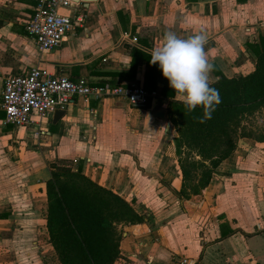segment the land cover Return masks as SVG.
<instances>
[{
  "label": "crops",
  "instance_id": "crops-1",
  "mask_svg": "<svg viewBox=\"0 0 264 264\" xmlns=\"http://www.w3.org/2000/svg\"><path fill=\"white\" fill-rule=\"evenodd\" d=\"M71 1L60 11L73 30L40 52L25 29L36 0H0V90L6 76L40 66L92 86H141L148 102L74 96L56 124L52 114L20 129L0 110V264H61L45 219V182L57 160L80 165L144 216L118 226L113 264H264V141L238 137L208 185L185 199L167 110L181 100L150 62L166 31L184 38L203 31L211 82L250 72L256 54L249 44L260 48L264 35V0ZM243 126L264 134V109Z\"/></svg>",
  "mask_w": 264,
  "mask_h": 264
},
{
  "label": "trees",
  "instance_id": "trees-1",
  "mask_svg": "<svg viewBox=\"0 0 264 264\" xmlns=\"http://www.w3.org/2000/svg\"><path fill=\"white\" fill-rule=\"evenodd\" d=\"M249 45L256 54L250 72L230 77L220 74L211 82L221 102L210 119H204L202 107L189 112L179 100L168 103L169 120L177 133L180 193L185 199L208 185L213 170L236 148L238 137L264 141V134L243 126L246 118L264 109V35L260 48L254 42ZM194 181L189 189L188 182ZM45 189L46 227L61 264H113L119 256L118 226L144 220L129 201L87 177L80 165L73 168L65 160L50 164Z\"/></svg>",
  "mask_w": 264,
  "mask_h": 264
},
{
  "label": "built area",
  "instance_id": "built-area-1",
  "mask_svg": "<svg viewBox=\"0 0 264 264\" xmlns=\"http://www.w3.org/2000/svg\"><path fill=\"white\" fill-rule=\"evenodd\" d=\"M73 5L71 0H36L34 12L25 26L40 52L56 49L73 30L72 18L60 11ZM74 96L84 98L123 97L136 106L147 104L149 94L141 87L92 86L84 77L71 80L65 75H52L35 66L23 74L8 75L0 90V110L4 122L20 129L47 120L56 109L64 110ZM42 130L35 132L37 137ZM229 264H241L230 262Z\"/></svg>",
  "mask_w": 264,
  "mask_h": 264
},
{
  "label": "clouds",
  "instance_id": "clouds-1",
  "mask_svg": "<svg viewBox=\"0 0 264 264\" xmlns=\"http://www.w3.org/2000/svg\"><path fill=\"white\" fill-rule=\"evenodd\" d=\"M206 43L207 36L203 31L187 38L166 31L163 43L153 47L150 62L158 63L163 76L189 112L202 107L204 119H210L221 100L218 90L211 86L212 65L205 52Z\"/></svg>",
  "mask_w": 264,
  "mask_h": 264
},
{
  "label": "water",
  "instance_id": "water-1",
  "mask_svg": "<svg viewBox=\"0 0 264 264\" xmlns=\"http://www.w3.org/2000/svg\"><path fill=\"white\" fill-rule=\"evenodd\" d=\"M66 113V109L60 110L56 109L52 115V123H57L58 120Z\"/></svg>",
  "mask_w": 264,
  "mask_h": 264
},
{
  "label": "rangeland",
  "instance_id": "rangeland-1",
  "mask_svg": "<svg viewBox=\"0 0 264 264\" xmlns=\"http://www.w3.org/2000/svg\"><path fill=\"white\" fill-rule=\"evenodd\" d=\"M248 120V119H247ZM246 120V121H247ZM255 122L257 121V120H254ZM256 124V123H255ZM195 183V181L194 182H188V185L190 184V187L188 186V188L190 189L191 188V186L193 185Z\"/></svg>",
  "mask_w": 264,
  "mask_h": 264
}]
</instances>
